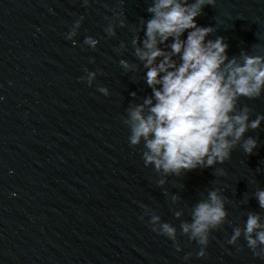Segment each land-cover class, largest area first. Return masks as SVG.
Instances as JSON below:
<instances>
[{
    "label": "water",
    "instance_id": "95a60500",
    "mask_svg": "<svg viewBox=\"0 0 264 264\" xmlns=\"http://www.w3.org/2000/svg\"><path fill=\"white\" fill-rule=\"evenodd\" d=\"M152 2L0 0V264L264 260L243 237L227 243L250 213L264 224L255 197L264 189V122L245 134L257 139L251 155L237 145L224 164L180 176L146 167L144 142L129 143L128 110L152 95L135 55ZM196 23L214 29L207 40L224 38L229 59L264 56V0H216ZM73 31L75 45L67 39ZM171 43L159 47L167 52ZM89 72L95 73L90 86ZM244 107L251 119L264 115V93L241 97L237 112ZM211 190L223 198L227 218L198 258L200 246L181 225ZM152 216L176 228L181 251L152 231Z\"/></svg>",
    "mask_w": 264,
    "mask_h": 264
},
{
    "label": "clouds",
    "instance_id": "9594fccd",
    "mask_svg": "<svg viewBox=\"0 0 264 264\" xmlns=\"http://www.w3.org/2000/svg\"><path fill=\"white\" fill-rule=\"evenodd\" d=\"M215 3L216 0H153L147 8L151 18L144 22L145 39L135 55L147 69L145 82L152 95L128 110L125 123L130 127V145L144 142L145 166L151 165L164 175L180 176L197 168H215L230 159L237 145L248 155L258 146L256 138H245V134L249 129H258L264 115L251 119L250 109L244 107L237 112L236 104L241 97L255 99L264 93V56L243 54L241 60L229 59V46L223 37L206 39L214 29L198 26L196 18L205 6ZM79 26L77 21L75 27ZM107 31L115 35L114 30ZM185 33L186 38L181 39ZM75 34L69 33L67 39L73 40ZM169 39L172 43L166 52L159 45ZM84 43L95 48L98 41L85 37ZM177 56L179 63L173 58ZM121 65L126 70L132 67L125 61ZM94 79L95 73L89 72V86ZM98 91L108 95L106 88ZM216 174L225 173L217 169ZM255 197L264 209V189L256 191ZM226 218L218 190L209 191L207 199L192 209L191 222L183 223L181 231L200 246L198 258L206 255L210 232ZM150 223L153 232L173 241L176 251H181L175 227L161 222L159 216H152ZM241 237L256 256L264 258V224L259 214L250 213L242 229H233L227 243L236 245Z\"/></svg>",
    "mask_w": 264,
    "mask_h": 264
}]
</instances>
